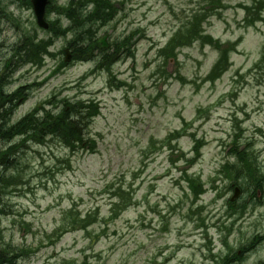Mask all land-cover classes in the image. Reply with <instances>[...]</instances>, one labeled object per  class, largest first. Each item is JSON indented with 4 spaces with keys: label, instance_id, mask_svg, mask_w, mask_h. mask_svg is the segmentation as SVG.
<instances>
[{
    "label": "rangeland",
    "instance_id": "374dc122",
    "mask_svg": "<svg viewBox=\"0 0 264 264\" xmlns=\"http://www.w3.org/2000/svg\"><path fill=\"white\" fill-rule=\"evenodd\" d=\"M54 1L66 5L69 0ZM224 2V10L206 21L204 29L223 43L242 41L237 54L231 56V68L214 84L203 83L217 58L209 47L200 49L195 44L181 49L176 61L169 60L166 66L157 56L183 18L196 8L197 0H112L119 4V12L98 32V38L106 35L110 45L138 31L132 58L125 55L113 64L112 84L106 71L84 78L94 65L76 63L33 90L18 106L13 123L46 101L52 109L64 99L73 103L95 100L100 115L88 132L97 151L70 156L54 140L18 150L11 157L14 163L7 176L19 174L20 186L3 197L7 215L0 217L2 242L35 249L45 244V234L73 207L82 215L98 211L104 220L91 226V237L68 233L56 246L41 247L18 264H62L63 260L82 264L84 258L86 264H224L227 252L264 235V197L259 195L255 203L248 204V194L240 192L235 203H245L244 207L229 211L225 202L233 194L228 192V182L217 175L236 131L235 119L244 130L243 139L253 141L264 168V69L251 70L264 44V23L245 30L244 12L238 5L248 0ZM0 8L9 14L8 19H0V74L6 73V91L11 93L44 81L63 59L58 53L67 48L72 36L55 41L51 50L57 57L47 58L42 68L18 66L12 60V49L22 30L32 31L33 12L19 1L0 0ZM47 37L38 31V39ZM7 62L11 66L5 72ZM198 109L204 110L199 117ZM182 119L193 122L190 134L207 142L192 167L177 160L180 151L189 153V137L181 138L176 145L179 152L173 156L160 144L181 128ZM180 170L200 176L205 183L206 192L194 205L185 197ZM119 189L130 194L132 205L110 222L107 218L119 200ZM239 259L234 264H264V240Z\"/></svg>",
    "mask_w": 264,
    "mask_h": 264
},
{
    "label": "trees",
    "instance_id": "16d2710c",
    "mask_svg": "<svg viewBox=\"0 0 264 264\" xmlns=\"http://www.w3.org/2000/svg\"><path fill=\"white\" fill-rule=\"evenodd\" d=\"M25 1L28 2V0ZM253 1L255 3L256 0ZM201 4L204 8L199 9L197 14L188 19L180 30L174 34L166 48L161 51V54L166 59L174 58L175 50L179 47L189 46L195 41H202V43L211 42L209 37L202 36L201 22L222 7V0H201ZM89 6L92 7V10L85 13ZM255 6L264 9L262 0L256 2ZM52 11H55L58 17L67 19L70 23V29H62L59 25V20H57L50 23L49 31L56 36L57 34L63 36L69 30L74 33L72 47L76 62L89 61L94 58L93 53L96 49V44L91 43L92 38L99 28L112 21L116 15V9L112 4V0H71L66 8H48V14ZM85 37L88 38L89 42ZM23 38H21L18 46L21 58L23 60L25 58L26 61L34 64H40L43 56L47 54L51 42H37L36 38H30L28 36H24ZM127 46V41L116 44L114 52L110 55L105 54L99 66L102 68L110 66L116 60L121 50H124ZM262 57V63H264V50ZM23 91L24 89H19L15 94L20 98L22 97L24 101ZM3 103V110L0 111L2 118L0 124V144L6 145L13 142L14 139L20 138L19 144L13 145L10 143L12 144L10 147H6L3 150L0 149V159L3 162L5 170L9 168L8 165L11 162V155L14 156L13 153L23 147L27 142L39 145L45 143L48 137H53L62 146L68 148L71 154L81 149L88 151L89 149L93 150L95 148L94 141H88L86 137L87 128L95 114L98 113L97 107L95 106H86L82 103L77 105L66 103L61 112H58L54 116L45 112L43 117L38 118V110H34L17 123L11 124L10 119L13 111L16 109V99L11 96H6L3 98ZM83 110L88 111L86 116L82 113ZM194 152H198L197 147L194 149ZM236 156L238 164L234 167L235 174H244L247 171L248 176L251 177L247 181L252 182L257 188L261 182L254 181L255 177L252 175L255 172L253 166L256 167V162L252 161L246 152L236 154ZM20 179L19 175L11 177L4 176L2 180L3 184L0 181V198L1 195L5 196L13 190H16L17 182ZM2 207H5V205L0 200V213L5 214V208ZM88 219L80 220L78 213L74 211L66 213L63 219V226L61 230L56 232L57 237L55 240L53 241V236L48 237L49 245H55L61 236L69 231H86L87 227L91 224ZM29 253L31 252L28 250L12 249L10 245L0 244V262L5 259L8 264H16L19 258L27 256ZM233 258L238 259L239 257L233 254Z\"/></svg>",
    "mask_w": 264,
    "mask_h": 264
},
{
    "label": "water",
    "instance_id": "95a60500",
    "mask_svg": "<svg viewBox=\"0 0 264 264\" xmlns=\"http://www.w3.org/2000/svg\"><path fill=\"white\" fill-rule=\"evenodd\" d=\"M32 4L34 6V10L39 26L43 28H47V25L44 23V19H43L46 0H32ZM104 40L105 39L102 40V44Z\"/></svg>",
    "mask_w": 264,
    "mask_h": 264
},
{
    "label": "bare ground",
    "instance_id": "6f19581e",
    "mask_svg": "<svg viewBox=\"0 0 264 264\" xmlns=\"http://www.w3.org/2000/svg\"><path fill=\"white\" fill-rule=\"evenodd\" d=\"M2 161H0V165H1Z\"/></svg>",
    "mask_w": 264,
    "mask_h": 264
}]
</instances>
